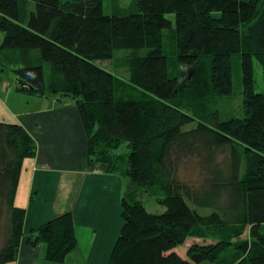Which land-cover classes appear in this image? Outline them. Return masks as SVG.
<instances>
[{"label": "trees", "instance_id": "obj_1", "mask_svg": "<svg viewBox=\"0 0 264 264\" xmlns=\"http://www.w3.org/2000/svg\"><path fill=\"white\" fill-rule=\"evenodd\" d=\"M0 30V65L19 89L73 98L89 164L125 180L108 264H264V90L254 70L255 59L264 70V0H0ZM235 55L243 115L224 119L214 104L233 93ZM36 148L24 125L0 121L9 211L0 264L18 257L26 209L15 199ZM143 192L164 211H150ZM201 228L219 240L183 255ZM28 241L64 263L79 243L73 212L32 228Z\"/></svg>", "mask_w": 264, "mask_h": 264}, {"label": "crops", "instance_id": "obj_2", "mask_svg": "<svg viewBox=\"0 0 264 264\" xmlns=\"http://www.w3.org/2000/svg\"><path fill=\"white\" fill-rule=\"evenodd\" d=\"M8 71V72H7ZM18 76L0 66V121L20 123L34 137L15 203L26 209L18 257L6 264H108L123 226L125 180L88 162V137L75 100L19 89ZM72 211L78 246L64 263L46 260L47 246L31 244L32 228Z\"/></svg>", "mask_w": 264, "mask_h": 264}, {"label": "rangeland", "instance_id": "obj_3", "mask_svg": "<svg viewBox=\"0 0 264 264\" xmlns=\"http://www.w3.org/2000/svg\"><path fill=\"white\" fill-rule=\"evenodd\" d=\"M109 1L105 2L106 11L109 10L108 6ZM4 31L0 30V43L4 39ZM120 53L118 56H120ZM104 66L114 69V63L111 61H104L102 63ZM1 66V65H0ZM116 70V71H115ZM113 70L114 73L119 74L123 77L127 76L126 69L122 67H117ZM255 77H256V90H264V70L261 62L258 59H255L254 63ZM8 72V71H7ZM242 66H241V56H234V65H233V93L230 97L221 98L215 104L214 107L219 110L220 116L224 119H227L232 116H241L243 115V94H242ZM72 99V98H71ZM197 121L190 124L189 127L195 126ZM141 198L144 200L147 208L152 212H162L165 207L159 204L156 198L146 192L141 194ZM9 224V211L7 203L0 199V249L4 246L7 237ZM201 234L192 235L187 243L179 248V251L184 255L188 247L194 243L199 244H209L217 242L219 240L218 236L216 237L209 228H201ZM243 238H249V235L246 234Z\"/></svg>", "mask_w": 264, "mask_h": 264}]
</instances>
